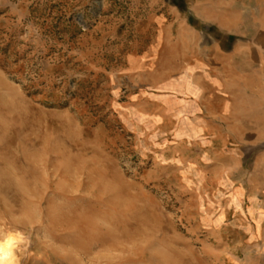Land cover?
Returning a JSON list of instances; mask_svg holds the SVG:
<instances>
[{
    "label": "rangeland",
    "instance_id": "1",
    "mask_svg": "<svg viewBox=\"0 0 264 264\" xmlns=\"http://www.w3.org/2000/svg\"><path fill=\"white\" fill-rule=\"evenodd\" d=\"M257 9L0 0V233L24 238L15 264H264L245 192L263 149L183 96L208 45L241 40L232 25Z\"/></svg>",
    "mask_w": 264,
    "mask_h": 264
},
{
    "label": "crops",
    "instance_id": "2",
    "mask_svg": "<svg viewBox=\"0 0 264 264\" xmlns=\"http://www.w3.org/2000/svg\"><path fill=\"white\" fill-rule=\"evenodd\" d=\"M255 13V21L232 25L243 33L241 40L208 45L209 58L197 60L199 78L191 80L183 96L210 120L222 121L223 129L233 131L227 136L234 143L262 147L264 154V13L259 9ZM250 166L254 171L245 191L249 234L264 241V157Z\"/></svg>",
    "mask_w": 264,
    "mask_h": 264
},
{
    "label": "clouds",
    "instance_id": "3",
    "mask_svg": "<svg viewBox=\"0 0 264 264\" xmlns=\"http://www.w3.org/2000/svg\"><path fill=\"white\" fill-rule=\"evenodd\" d=\"M0 236H3V239H0V247H2L4 253L3 257L0 258V264H14L15 258L10 247L24 243V238L19 233H0Z\"/></svg>",
    "mask_w": 264,
    "mask_h": 264
},
{
    "label": "bare ground",
    "instance_id": "4",
    "mask_svg": "<svg viewBox=\"0 0 264 264\" xmlns=\"http://www.w3.org/2000/svg\"><path fill=\"white\" fill-rule=\"evenodd\" d=\"M0 239H3V238H0ZM10 250H11V252H12V254H13V256H14V258H15V252L10 248ZM3 255H4V253H3V249H2V247H0V258H2L3 257ZM14 264H15V261H14Z\"/></svg>",
    "mask_w": 264,
    "mask_h": 264
}]
</instances>
